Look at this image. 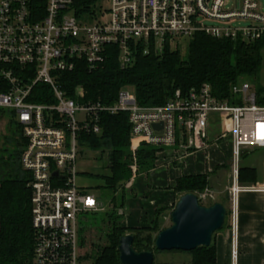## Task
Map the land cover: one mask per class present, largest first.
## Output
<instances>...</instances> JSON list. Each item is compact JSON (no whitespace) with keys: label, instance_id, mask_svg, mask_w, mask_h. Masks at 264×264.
Returning a JSON list of instances; mask_svg holds the SVG:
<instances>
[{"label":"built area","instance_id":"1","mask_svg":"<svg viewBox=\"0 0 264 264\" xmlns=\"http://www.w3.org/2000/svg\"><path fill=\"white\" fill-rule=\"evenodd\" d=\"M75 2L47 0L44 17L37 20L28 0H0V120L14 119L26 142L20 164L29 175L35 236L29 264H96L79 250L78 218L104 207L79 185L78 155L82 135L102 134L104 114H128L133 153L146 145L159 151V160L180 164L210 149L209 127L217 115V141L231 143L232 195L251 189L240 185L243 160L264 150V106L245 83L233 90L241 105L219 102L204 85L186 95L177 91L156 107L139 106L125 89L111 106L86 101L81 86L69 97L60 83V75L81 61L96 70L108 47L118 50L124 68L133 64L139 45L148 54L151 46L162 51L166 41L175 46L197 34L254 41L264 35L257 0H242L235 10H227L225 0H95L80 13ZM239 20L249 25L234 26ZM39 85L50 91L39 95L44 104L30 101ZM207 195L198 197L200 203Z\"/></svg>","mask_w":264,"mask_h":264},{"label":"trees","instance_id":"2","mask_svg":"<svg viewBox=\"0 0 264 264\" xmlns=\"http://www.w3.org/2000/svg\"><path fill=\"white\" fill-rule=\"evenodd\" d=\"M28 1L34 14L39 16L37 20L42 19L47 0ZM94 1L76 0L78 13L88 9V5ZM184 42L185 49L183 42L174 46L171 41H166L162 51L151 46L148 54L144 53V46L139 45L133 64L124 68L120 64L118 50L108 47L106 61L96 70L90 71L86 63L81 61L73 72L61 74V88L69 97H73L75 89L81 86L86 91V101L111 106L117 101L121 90L133 87L139 106L156 107L171 101L177 91L186 95L208 85L219 102L241 105L240 96L234 94L233 90L245 80H255L260 75L264 64V35L248 42L197 34ZM255 90L257 103L264 106V88L258 86ZM48 91L46 86H37L30 101L46 103L39 95ZM9 125L14 130L7 143H12L14 149H0V264H29L34 252L35 236L29 175L20 164L26 142L21 127L14 119L9 121ZM101 128L102 134L99 136L82 135V145L100 157L107 155L108 174L100 178L104 188L114 194L111 205L115 210L121 209L125 205V185L131 182L134 174L139 177L155 170L159 151L142 145L135 153L132 152L127 113L114 116L104 114ZM257 178L256 169L242 167L240 183H252ZM175 181L173 192L178 196L194 194L199 197L210 185L206 175H183ZM215 204L219 203L214 202L209 207ZM169 210L167 207H158L153 220L140 228L126 227L122 222L123 216L116 212L94 213L97 216L94 225L108 240V244L97 251L96 264H121L118 248L126 233L134 237L135 252L160 254L152 242L153 236L164 231L163 217ZM105 219L108 227L104 226ZM81 245H84V241H81ZM185 254L192 256L193 264H216L214 244Z\"/></svg>","mask_w":264,"mask_h":264},{"label":"crops","instance_id":"3","mask_svg":"<svg viewBox=\"0 0 264 264\" xmlns=\"http://www.w3.org/2000/svg\"><path fill=\"white\" fill-rule=\"evenodd\" d=\"M219 132V118L214 115L209 127L211 146L208 151L199 152L181 164L158 160L160 166L156 165L149 175L136 177L127 183L124 204L131 211L128 209L127 214L123 210L125 205L121 208L125 212L124 225L140 228L150 223L158 207H167L173 212L182 197L173 192L175 180L183 175H206L210 183L207 190L215 195L214 202L222 204L228 213L225 227L212 240L216 249V264H264V154L260 171L256 161L247 162L253 152L244 158L243 167L256 169L258 178L252 183H240L241 187L251 189L232 195L228 168L231 143L217 141ZM259 151L264 153V150ZM132 223H135L134 227ZM166 254L158 264H193L191 255L179 252Z\"/></svg>","mask_w":264,"mask_h":264},{"label":"rangeland","instance_id":"4","mask_svg":"<svg viewBox=\"0 0 264 264\" xmlns=\"http://www.w3.org/2000/svg\"><path fill=\"white\" fill-rule=\"evenodd\" d=\"M241 3L242 0H225V8L227 10L239 9ZM257 3L259 4L261 12L264 14V0H257ZM205 22L207 25L212 24L209 21H205ZM248 25L249 22L243 20H239L234 23V26H239V27H247ZM182 45L184 47L183 49H185L186 43L183 42ZM244 83L250 85L252 87V92L254 93H256L255 87L260 86L264 88V64L258 78H256L255 80H245ZM125 90L129 92L131 95H135V90L133 87H127ZM13 130L14 129L9 125L8 121L0 120V149H2L3 147L7 148L10 151L14 149L12 143H7V139L10 138ZM263 154L264 153L259 150L254 151L251 154L250 158L247 160V162L249 161L248 163H250L251 160L256 161V166L260 171L262 168ZM0 155H1V150H0ZM159 166L160 163L158 162L157 167ZM78 170H79V181H78L79 185L86 188L88 193L94 195L98 200V202L103 205L104 211L100 213L116 212L117 215H120L121 209L118 208L115 210L114 207L111 205L114 194L111 191L104 188V183L100 178L101 176L108 174L107 155L105 154L104 156L100 157L98 154L94 153V151L90 150L88 147L82 145L81 143L79 145ZM135 177L137 176L133 175L131 181L135 179ZM138 181H142V180L139 179ZM206 192H208L207 195L208 200L201 201L202 202L201 205L209 207L210 204L214 203L215 200L213 201L212 197H214L215 195L207 191V189L203 193H201V195L205 194ZM128 209L130 210V207L126 204L123 210L127 214L129 212ZM135 211H137V209H135ZM171 213L172 211H168L166 212L165 217H163L164 219H163L162 228L164 230L170 228L173 225L171 220ZM96 217L97 216H94V214L93 215L88 214V215H81L78 218L79 250L82 254H86L88 259H90L89 261L92 262H96L97 251L108 244L107 238L104 237L102 233H100L97 227L94 225ZM103 217L106 218L105 216ZM122 222L125 224L124 220ZM107 225H108V221L107 219H105L104 226ZM131 226L134 227L135 223L134 224L132 223ZM158 234H155L153 236L152 242L154 245ZM127 235H132V234L126 233V236ZM81 241H84L83 246L81 245ZM166 255H167L166 253H161V254L155 253V257H156L155 264H158L160 260H162Z\"/></svg>","mask_w":264,"mask_h":264},{"label":"water","instance_id":"5","mask_svg":"<svg viewBox=\"0 0 264 264\" xmlns=\"http://www.w3.org/2000/svg\"><path fill=\"white\" fill-rule=\"evenodd\" d=\"M154 128L161 129L162 125ZM226 216L227 210L222 204L206 207L201 205L198 196L184 195L171 214L173 225L157 236L155 247L160 253H191L201 247H210L214 235L223 229ZM133 243L132 235L121 238L118 248L121 264L155 263L154 253H137Z\"/></svg>","mask_w":264,"mask_h":264}]
</instances>
